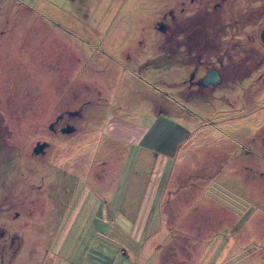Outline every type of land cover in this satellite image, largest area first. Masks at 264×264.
Segmentation results:
<instances>
[{
  "label": "rangeland",
  "instance_id": "1",
  "mask_svg": "<svg viewBox=\"0 0 264 264\" xmlns=\"http://www.w3.org/2000/svg\"><path fill=\"white\" fill-rule=\"evenodd\" d=\"M194 53L229 82L180 97ZM0 230V264H264V0H0Z\"/></svg>",
  "mask_w": 264,
  "mask_h": 264
},
{
  "label": "flooded vegetation",
  "instance_id": "2",
  "mask_svg": "<svg viewBox=\"0 0 264 264\" xmlns=\"http://www.w3.org/2000/svg\"><path fill=\"white\" fill-rule=\"evenodd\" d=\"M170 14H171V20H173V22H175V24H178L179 22H177V20H175L176 18H175V16L176 15H174V14H172L171 12H170ZM188 27V26H187ZM187 27L185 28L187 31H188V29H187ZM160 29H161V31L163 32V34H164V36H165V38L167 37V36H169V38L170 39H172L171 41H170V39L168 38V44H167V46L165 47V51L167 50V51H169L170 50V47H171V45H172V51H173V47H175V48H177L178 49V51H182V49L183 48H186L187 47V41H181L182 40V37L181 36H186V34H188V32L186 31H182L181 30V28H180V26L178 25V26H176L175 28L174 27H170V23L168 24V22H167V20L166 21H164V22H161V25H160ZM177 38H178V40H177ZM173 41H175V44L173 43ZM198 54V53H197ZM197 54H192L191 56H196V58H195V60H196V62H192V61H187V62H191V65H193V70L191 71V75H192V77H190V78H188V80H187V82L186 83H184V86H186L185 87V91H182V90H184L183 88L181 89V91H179V95H180V97H183V95H184V93H186V94H191V96L193 97V96H197V94H198V91L200 90V89H209L208 91L210 92V90H212V89H214V88H216V87H218V86H220V85H222L223 83H227L226 81H228L227 80V78L229 77H226L225 76V74L224 73H222V72H220V71H218L217 69H219V67H216L215 65H214V63H209V64H207L205 67H206V70L205 71H201V74H199V69L202 67L201 65H203V64H200L203 60H202V58L200 57V56H197ZM204 54V53H203ZM191 56H190V58H191ZM211 57H214V55H211ZM213 62V61H212ZM227 62V61H226ZM226 62H225V64H226ZM219 63H221V62H219ZM218 64V63H217ZM215 67H216V69H215ZM227 67H229V66H227ZM217 72L218 73V75H219V77H220V80L219 81H217V83L216 84H205L203 81H204V78L209 74V73H212V72ZM227 75V74H226ZM235 78H237V79H242L241 77H239V76H234ZM229 79V78H228ZM221 82H223V83H221ZM229 82V81H228ZM236 82H237V80H236ZM195 94V95H194ZM68 115L70 116V117H72V118H76V117H80L81 116V114L78 112V111H76L75 113H71V112H69L68 113ZM63 117L64 116H61L58 120H57V122L56 123H58V122H60V121H62L63 120ZM68 125H70V123H65V125L63 126V127H61L60 129L62 130L63 128H65V127H67ZM72 126V125H71ZM50 129L53 131V132H56V129L54 128V124L53 125H51V127H50ZM49 147V144H47V146L45 147V149L41 152V153H44L45 152V150L47 149ZM0 237H4V231H1L0 230Z\"/></svg>",
  "mask_w": 264,
  "mask_h": 264
},
{
  "label": "crops",
  "instance_id": "3",
  "mask_svg": "<svg viewBox=\"0 0 264 264\" xmlns=\"http://www.w3.org/2000/svg\"><path fill=\"white\" fill-rule=\"evenodd\" d=\"M158 194H159V192H158ZM139 205V204H138ZM78 208V207H77ZM116 210H117V212H121V214H123V215H121V214H119V216L120 217H123L124 219H134L135 220V222L137 223L138 221L135 219V217H136V211L138 210L137 208H136V206H135V204H133V203H131V201H129V200H127V201H122V203H121V205H120V207L119 206H117V205H115V207H114ZM106 210V209H105ZM76 212H77V210H76ZM76 212H74L73 213V216L71 217L72 219H71V221L74 219V217H75V213ZM127 212H132V214L129 216V215H127L126 213ZM124 213L126 214L125 216H124ZM117 218H119V217H117ZM107 220H105L104 222H106ZM108 222V221H107ZM113 221L112 220H110L109 221V223H112ZM166 225H167V223H166ZM166 225H165V227L164 228H162V233L164 232V229H166L167 227H166ZM135 226H136V224H135ZM160 233V231H161V228H160V225L157 227V230L155 231V234L156 233H158V232ZM158 233V234H159ZM134 233L133 234H131V236L132 237H134ZM157 236V235H156ZM57 245V244H56ZM60 249H61V247L59 248V247H54V259H53V261L51 262L52 264H56V262H58V256H59V251H60ZM50 252V250H48V253ZM95 255H98L99 257H105V255L104 254H102V253H94ZM106 258V257H105ZM133 259H135V257H132ZM107 259V258H106Z\"/></svg>",
  "mask_w": 264,
  "mask_h": 264
},
{
  "label": "water",
  "instance_id": "4",
  "mask_svg": "<svg viewBox=\"0 0 264 264\" xmlns=\"http://www.w3.org/2000/svg\"><path fill=\"white\" fill-rule=\"evenodd\" d=\"M220 80V77L217 72H212L209 73L205 78H204V83L205 84H216L217 81ZM75 130V128L71 125H68L67 127L62 129V132L64 133H72ZM47 146V143H42V144H37V146L34 148L35 153H41L43 149Z\"/></svg>",
  "mask_w": 264,
  "mask_h": 264
},
{
  "label": "trees",
  "instance_id": "5",
  "mask_svg": "<svg viewBox=\"0 0 264 264\" xmlns=\"http://www.w3.org/2000/svg\"><path fill=\"white\" fill-rule=\"evenodd\" d=\"M200 49H201V48H200ZM224 229H229V227H227V228H224ZM224 229L221 231V232H222V234H224V232H225V231H224Z\"/></svg>",
  "mask_w": 264,
  "mask_h": 264
}]
</instances>
